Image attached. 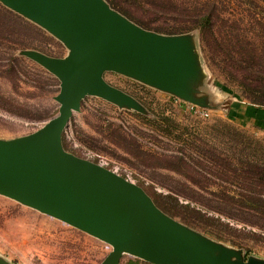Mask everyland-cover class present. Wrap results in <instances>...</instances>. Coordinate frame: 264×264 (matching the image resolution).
<instances>
[{"label":"rangeland","instance_id":"obj_1","mask_svg":"<svg viewBox=\"0 0 264 264\" xmlns=\"http://www.w3.org/2000/svg\"><path fill=\"white\" fill-rule=\"evenodd\" d=\"M105 1L111 6L112 0ZM116 1L118 7L111 6L113 9L145 29L193 36L207 86L220 107L201 108L208 113L203 116L191 103L170 93L105 71L104 80L132 96L142 110L87 95L62 132L63 149L139 185L165 214V203L175 206L166 197L172 194L179 203L190 202L208 216L228 222L237 230L221 227L211 232L167 214L237 250L244 261H264V231L257 228L264 224V216L250 208L264 204V186L253 184L249 175V165L264 164V132L255 121L257 108L264 107L251 104L240 83L242 76L231 67L239 56L264 57L255 29L231 21L249 5L244 0H161L170 10L166 18H158L133 0ZM210 4L216 5L213 12L221 16L213 33L201 35L199 28L166 33L192 27L198 12L209 10ZM20 17L23 20L15 23L0 14V139L36 131L58 114L60 106L54 99L60 88L57 77L22 50L63 57L68 49L49 32ZM246 34L255 37L252 43L240 38ZM111 250L106 242L0 194V259L8 264H101ZM119 264L155 263L123 254Z\"/></svg>","mask_w":264,"mask_h":264},{"label":"water","instance_id":"obj_2","mask_svg":"<svg viewBox=\"0 0 264 264\" xmlns=\"http://www.w3.org/2000/svg\"><path fill=\"white\" fill-rule=\"evenodd\" d=\"M68 49L52 57L22 54L59 80L58 114L36 131L0 139V194L68 223L112 250L101 264L130 254L155 264H264L244 261L160 210L142 187L63 149L61 136L81 100L97 96L141 111L130 95L108 84L105 71L135 79L200 108L216 110L196 41L188 33L145 29L105 0H0ZM204 75V76H203ZM220 107V106H219ZM0 264H8L0 259Z\"/></svg>","mask_w":264,"mask_h":264},{"label":"trees","instance_id":"obj_3","mask_svg":"<svg viewBox=\"0 0 264 264\" xmlns=\"http://www.w3.org/2000/svg\"><path fill=\"white\" fill-rule=\"evenodd\" d=\"M135 3L146 7V9H149L153 12L155 16L158 18H166L167 14L169 13L170 7L168 5H165V3L161 2V0H133ZM249 5L248 8L242 9L239 16L236 18H232V23L236 25H240L241 23H244V25H248L252 28L253 32L255 29V36L260 37V40L262 42V45L264 48V0H244ZM262 4H261V3ZM118 1L112 0L110 2L111 6H117ZM113 4V5H112ZM210 9L207 10V8L202 11L198 12V19L196 20V23L191 27L186 28H175L172 31H167L166 33H180L185 32L188 30H191V28H199L201 30V35L205 31H211V33L214 32V28L217 27L218 22L221 20V16L219 14L214 13L213 11L216 8V5L210 4ZM120 8V7H119ZM251 8V9H250ZM122 9V8H121ZM123 13V12H122ZM0 14H3L10 18L15 23L19 22V20H23L20 16L13 13V11L6 9V7H3L0 5ZM125 14V13H123ZM126 15V14H125ZM159 32L160 29H157ZM254 35V34H253ZM252 36L242 35L240 38H242L245 41H249L252 43L253 39ZM239 38V42L241 41ZM261 48L260 53L261 55H264V50ZM243 55V54H240ZM231 67L235 70V72H239L240 76V83L243 87V91L246 95V97L252 102L251 104L257 106V107H264V57L258 55L257 58L252 55L248 57H241L239 56L238 61H232ZM250 166V177L251 180L253 179V184H256L258 186H264V164H259L255 162L253 165ZM168 199H173L175 206L172 208L170 204L165 203L164 208L168 211L167 214L171 216H178L179 220L183 222L184 224L192 227V228H210L209 231L214 232V228H221L224 227L226 229H233L234 226H231L228 222H224L219 217L214 216H208L206 212H203L202 209L196 208V206H193L190 204V202L186 203H179L177 200V197L171 195L166 196ZM158 206V205H157ZM161 210L162 207L159 206ZM251 208V211H255L256 213L264 216V204L259 205H253ZM174 209L175 210L174 212ZM245 211V210H244ZM247 211V209H246ZM166 212V211H165ZM223 214V213H222ZM224 215V214H223ZM228 217V215H225ZM203 220L207 221V224L203 223ZM200 223L202 226H198ZM257 228L261 229V231H264V224L257 225Z\"/></svg>","mask_w":264,"mask_h":264},{"label":"crops","instance_id":"obj_4","mask_svg":"<svg viewBox=\"0 0 264 264\" xmlns=\"http://www.w3.org/2000/svg\"><path fill=\"white\" fill-rule=\"evenodd\" d=\"M258 114L256 116L257 126L260 128L261 132H264V108H257ZM260 110V111H259Z\"/></svg>","mask_w":264,"mask_h":264},{"label":"built area","instance_id":"obj_5","mask_svg":"<svg viewBox=\"0 0 264 264\" xmlns=\"http://www.w3.org/2000/svg\"><path fill=\"white\" fill-rule=\"evenodd\" d=\"M191 107H193V108L195 107L197 112H200V114L203 115V116H207L208 115V113L205 110H203V109L200 110L201 109L200 107H197L195 105H192Z\"/></svg>","mask_w":264,"mask_h":264}]
</instances>
